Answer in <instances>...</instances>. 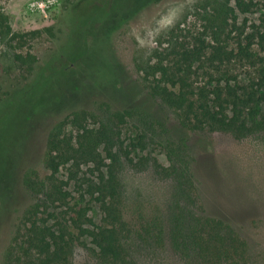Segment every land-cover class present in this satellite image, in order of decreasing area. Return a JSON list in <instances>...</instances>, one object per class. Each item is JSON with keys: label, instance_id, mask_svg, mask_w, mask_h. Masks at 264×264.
Returning a JSON list of instances; mask_svg holds the SVG:
<instances>
[{"label": "rangeland", "instance_id": "rangeland-1", "mask_svg": "<svg viewBox=\"0 0 264 264\" xmlns=\"http://www.w3.org/2000/svg\"><path fill=\"white\" fill-rule=\"evenodd\" d=\"M108 3L109 0H0V14L7 17L6 27L10 31L0 28V101L6 92L15 88L14 85L24 86L28 82L26 73L15 60L16 55L31 53L37 57L38 64L44 66L68 26L66 21L71 26L77 24V29L79 25L81 30L90 26L96 28L108 15ZM254 4L255 7L245 13L237 9L235 3L226 0H150L141 5L134 16L130 15L110 41L105 30L91 38L87 31L75 32L73 29L68 32L66 52L76 55L82 48V40H85L91 46V53L75 70L73 79L67 78L70 82L61 76L51 78L47 82L42 81V85L32 92L48 104L65 98L63 105L66 107L62 105L53 113L35 118L25 135L23 114L32 109L33 103L16 95L8 107L0 105V135H3L0 148L9 147L12 141V138L6 139L9 135H25L15 167L13 206L0 219V260L24 210L32 202L22 185L23 174L31 168L38 170L42 177L48 173L43 166V157L49 135L58 126L63 125V134H78L77 125L70 119L66 120L72 107L95 114V119L88 121L91 128H97L101 122L107 123L115 111L131 108L145 113L149 117L147 120L151 117L167 123L169 135L174 138L187 137L189 155L194 159L197 196L206 213L235 226L248 242L251 254L264 262L263 133L256 131L239 138L225 131H186L176 113L149 94V85L155 82L146 74L148 66L155 64L156 55L167 57L169 63L180 58L176 53L191 51L197 54L195 58L198 59L189 69L192 73L190 84L195 90L207 84L209 75L216 77L223 72L237 76L241 85L259 81L264 54L257 45L258 39L255 38L247 49L254 55L252 60L239 55L240 47H247L249 37L256 35L263 26V4L260 0H254ZM222 6L224 12L220 14ZM71 9L75 13H69ZM13 37L16 39L11 41ZM218 43L233 51L235 57L230 63L218 65L209 62L213 47ZM79 79H87L85 92L91 88L95 91L80 94L73 103L66 90L73 86L77 88ZM17 108L20 111L14 112ZM261 111L260 115H264V108ZM260 119L261 116L256 121ZM115 126L120 138H116L114 150L118 151L122 143L131 152L129 158L122 157L119 172L129 204L143 203L147 209L156 206L163 209L171 198L173 183L171 178L157 175L156 163L164 167L169 165L166 150L157 142L149 143L144 151L130 146L137 135L143 134L144 130L146 135H152L155 128L150 129L135 116ZM82 170L79 175L89 177L93 166H82ZM62 173L69 176L65 170ZM78 194L75 193V197ZM88 200L91 199L85 201ZM90 215L95 221L100 220L96 205H93ZM136 259L139 264H185L168 244L156 251L141 250ZM72 264L99 263L88 247L77 245Z\"/></svg>", "mask_w": 264, "mask_h": 264}, {"label": "trees", "instance_id": "trees-1", "mask_svg": "<svg viewBox=\"0 0 264 264\" xmlns=\"http://www.w3.org/2000/svg\"><path fill=\"white\" fill-rule=\"evenodd\" d=\"M260 1L264 7V0ZM145 2L150 0H127L122 3L109 0L108 15L96 28L90 26L81 30L79 25L77 29V24L71 26L66 21L68 26L44 66H40L37 57L31 53L16 55L15 60L26 73L25 80L28 82L24 86L14 85V89L5 93L0 105L8 107L9 101L12 104L16 95L26 98L25 102L33 103L32 109L23 114L25 135L35 118L55 112L65 99L61 97L48 104L32 92L42 85V81L47 82L51 78L61 76L73 79L75 70L91 53V46L85 40H82V48L76 55L66 52L68 32L73 29L75 32L87 31L91 38L105 30L110 41L113 33L128 21L130 15L138 13ZM226 2L235 3V7L245 13L255 7L254 0ZM72 11L75 13L73 9L69 13L72 14ZM219 11L223 13L224 6ZM262 22L261 30L249 37L248 46L240 47L239 55L243 58L253 59L254 55L247 49L255 38L264 54V18ZM6 25L7 17L0 14V28H7L10 32ZM15 39L13 37L11 41ZM233 54L218 43L208 60L212 64L223 65L233 60ZM176 55L180 58L169 63L167 57L156 55L155 64L148 66L146 74L155 82L149 85V94L172 109L186 131H225L239 138L256 131L264 135V115H260L261 108H264V58L261 59L263 66L257 82L241 85L237 76L223 72L216 77L209 75L207 84L195 90L190 84L192 73L189 69L198 62L195 58L197 54L185 51ZM86 80L79 79L77 88H67L66 93L71 95L73 103L80 98V94L94 93L93 88L85 92ZM69 110L71 112L66 120L70 119L77 125L78 134H63V125L58 126L49 135L43 157V166L48 173L42 177L38 170L31 168L23 174L22 185L32 202L24 210L0 264H72L77 245L88 247L99 264H139L136 259L138 252L146 249L156 251L165 244L185 264L264 263L251 254L248 242L235 226L206 213L197 196L194 159L189 155L187 137L174 138L169 135L167 123L151 117L147 120L149 117L145 113L131 108L115 111L107 123L101 122L97 128L88 125L90 119H95V114L85 109L70 107ZM247 110L248 113L245 112ZM259 115L261 119L257 122ZM134 116L150 129H155L152 135H146L144 130L131 141L130 146L144 151L149 143L157 142L167 152L169 165L164 167L156 163L157 175L171 178L173 183L171 198L163 209L158 206L147 209L143 203L131 206L124 193L119 172L122 157L129 158L131 152L122 143L118 151L114 150L116 138H120L115 125ZM25 135H9L6 138H12L9 147L0 148V219L13 206L15 167ZM1 139L3 135H0ZM89 165L93 166L89 177L79 175L83 173L82 166ZM62 170L69 176L63 175ZM75 193H79L78 197ZM86 199L91 200L87 202ZM93 205L99 208V221L90 215Z\"/></svg>", "mask_w": 264, "mask_h": 264}]
</instances>
